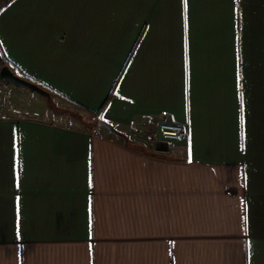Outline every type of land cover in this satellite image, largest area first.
I'll use <instances>...</instances> for the list:
<instances>
[{
  "label": "crops",
  "instance_id": "0c3cea01",
  "mask_svg": "<svg viewBox=\"0 0 264 264\" xmlns=\"http://www.w3.org/2000/svg\"><path fill=\"white\" fill-rule=\"evenodd\" d=\"M7 60L0 264H264V0H0Z\"/></svg>",
  "mask_w": 264,
  "mask_h": 264
},
{
  "label": "water",
  "instance_id": "95a60500",
  "mask_svg": "<svg viewBox=\"0 0 264 264\" xmlns=\"http://www.w3.org/2000/svg\"><path fill=\"white\" fill-rule=\"evenodd\" d=\"M0 81H6L18 87H25V88L30 89L33 92L39 93L40 95L44 97L51 98V93L49 91H47L40 85L17 75L7 65L3 66L0 70ZM98 123L101 127L106 128L110 133L116 136L122 137V138L126 137L124 133L119 131L113 124H111L107 120L100 119Z\"/></svg>",
  "mask_w": 264,
  "mask_h": 264
},
{
  "label": "built area",
  "instance_id": "2783aa9c",
  "mask_svg": "<svg viewBox=\"0 0 264 264\" xmlns=\"http://www.w3.org/2000/svg\"><path fill=\"white\" fill-rule=\"evenodd\" d=\"M159 134L166 141L182 143L189 138L190 130L183 124L163 122Z\"/></svg>",
  "mask_w": 264,
  "mask_h": 264
},
{
  "label": "trees",
  "instance_id": "16d2710c",
  "mask_svg": "<svg viewBox=\"0 0 264 264\" xmlns=\"http://www.w3.org/2000/svg\"><path fill=\"white\" fill-rule=\"evenodd\" d=\"M5 65L9 66L13 71L14 73H16L17 75L27 79V80H30L38 85H40L41 87H43L44 89H46L47 91H49L50 93L54 94L55 91L48 87L47 85L29 77L28 75H25L24 73L22 72H19L18 68L11 62V61H6ZM4 65V66H5ZM116 96L115 94V89L112 91L111 95L108 97V99L106 100V102L104 103L103 107L100 109V111L98 113H95V116L98 117V118H101L104 111L107 109V107L109 106V104L111 103V101L114 99V97Z\"/></svg>",
  "mask_w": 264,
  "mask_h": 264
},
{
  "label": "snow or ice",
  "instance_id": "6c2138e0",
  "mask_svg": "<svg viewBox=\"0 0 264 264\" xmlns=\"http://www.w3.org/2000/svg\"><path fill=\"white\" fill-rule=\"evenodd\" d=\"M185 2V9L187 7V0H184ZM238 80H239V76H238ZM241 110H243V98L241 96ZM101 119H103V117H101ZM241 123L243 124V117H241ZM189 162H191V150H189ZM244 223L245 226L247 225V216H244ZM247 231L246 227H245V232Z\"/></svg>",
  "mask_w": 264,
  "mask_h": 264
},
{
  "label": "rangeland",
  "instance_id": "374dc122",
  "mask_svg": "<svg viewBox=\"0 0 264 264\" xmlns=\"http://www.w3.org/2000/svg\"><path fill=\"white\" fill-rule=\"evenodd\" d=\"M51 95H52V93H51ZM50 104H51V105H54L53 101H52V102H50ZM86 123H87V121H86ZM89 125H90V124H89Z\"/></svg>",
  "mask_w": 264,
  "mask_h": 264
}]
</instances>
